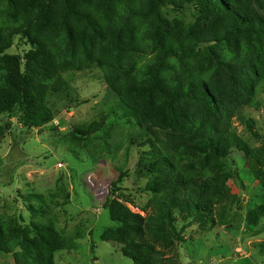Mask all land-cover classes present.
<instances>
[{"label": "rangeland", "instance_id": "obj_1", "mask_svg": "<svg viewBox=\"0 0 264 264\" xmlns=\"http://www.w3.org/2000/svg\"><path fill=\"white\" fill-rule=\"evenodd\" d=\"M224 3L225 10L209 17L198 0H0V61L24 57L26 71L32 53L44 70L31 80L48 84L42 109L28 125L21 110L2 116L0 264H19L25 233L36 238L38 225L57 233L58 242L45 248L56 264H135L119 239L120 223L104 208L112 181L122 173L115 199L143 217L169 176L217 178L210 181L202 217L171 249L156 246L155 259L264 264V215L256 226L247 225L249 211L264 212V177H257L262 167L236 146L227 156L190 147L227 127L250 152L264 148V79L257 75L264 33L213 37L233 7L232 0ZM130 5L137 12L127 14ZM69 6L89 18L68 14ZM235 6L264 22V0H236ZM196 37L209 40H200L194 54L179 47ZM221 70L227 75L220 92L235 88L246 99L242 105L216 100L215 116L198 99L171 96L158 86L145 92L161 78L169 89L194 81L215 85L212 94H218L214 81ZM59 77L66 83L53 92ZM170 102L181 117L175 128L163 129L156 121ZM57 123V129L43 130ZM96 124L100 130L81 133ZM163 158L172 166L169 176L153 169ZM175 216L179 229L193 220L178 211ZM110 229L111 240L104 241Z\"/></svg>", "mask_w": 264, "mask_h": 264}, {"label": "trees", "instance_id": "obj_2", "mask_svg": "<svg viewBox=\"0 0 264 264\" xmlns=\"http://www.w3.org/2000/svg\"><path fill=\"white\" fill-rule=\"evenodd\" d=\"M103 1V0H102ZM205 6V12L207 15L215 16L220 14L226 9L224 0H198ZM236 0H232L233 7H230V13L228 15L227 22L221 24L220 31H216L215 37L225 38L229 34L246 33L248 35H257L264 33V22L258 19L254 14L250 13L248 9L241 6H235ZM137 9L135 6L130 5L126 8V13H135ZM68 14L82 15L89 18L87 14H83L69 6L67 8ZM129 16V15H128ZM156 29L152 30V34L157 38L158 42L160 38L155 34ZM206 36L203 35L202 37ZM196 37L193 43L184 44L179 43L186 53L194 54L197 50V46L200 44V40L208 41V38ZM171 51L169 48L162 49L163 53ZM261 54L258 60V68L262 74H258L261 79H264V48H261ZM24 57L19 56H5L0 61V140L2 137V116L4 114H12L16 110L24 112L26 117V125L41 111L46 94L48 92V84L38 85L31 80V74L35 77H40L43 74V70H39L38 64L34 61L32 53H28L26 59L29 62H33L31 66L27 67V70H23ZM228 68L233 72L244 74L243 70L236 68L233 64H227ZM220 71V69H219ZM226 70H221L220 79H216L214 83L218 86V94H212L214 89L213 84H203L190 82L181 87L176 85L171 89L164 86L162 79L160 78L156 85H151L145 89L146 95L153 93V90L158 86L162 91H166L171 96L180 95L187 96L191 99H198L206 110L211 112L215 116L219 111L220 104L216 101H228L235 105H242L246 99V93H239L235 88L229 90H222L220 92L223 81H226ZM247 82L252 81L248 74H246ZM51 77V76H50ZM36 82V81H35ZM66 81L62 78H58L56 82L51 86L53 92L59 91ZM113 83V82H112ZM212 91V92H211ZM180 114L177 112V104L170 102L165 117L159 118L156 124L163 129H173L179 122ZM250 127H253V122L249 121ZM59 126L57 124H51L43 128L44 131L55 130ZM100 125L96 124L89 129L81 130L82 134L86 135L92 131L100 130ZM238 147L247 151L251 158L258 162L262 167L258 170L257 177L259 179L264 177V148H260L256 151H249L245 142L234 132L224 128L218 130V133L213 136H204L201 139L193 142L190 147L193 150L210 153L216 156H227L231 153L233 147ZM153 169L155 171H162L164 174L170 175L172 166L170 163L163 159L158 160ZM166 185L161 190V194L152 203L151 211L148 216L143 217L139 213L131 211L128 207L121 204L115 199V194L120 190L119 183L124 181L125 174L122 173L118 179L113 180L109 195L104 208L109 209L110 217L114 222L120 223L121 239L124 244V250L129 254H134L132 259L135 264H166L162 258H154V255L158 253L156 246L165 247L171 249L175 241H183V231L191 225V223L197 221L203 215L205 204L203 202L213 189V183L216 182L215 177L207 175L206 178H190L182 173H177L173 176H169ZM215 182H214V181ZM176 211L183 214L185 219L192 218L191 222H187L181 229L177 227V218L175 216ZM264 215L258 214L256 210H251L247 214V225L256 226L259 223V219ZM37 237L30 238L25 233L22 242V257L18 260L19 264H56L53 258V254L45 248H51L52 244H56L59 240L57 233L52 226H36L35 228ZM118 230V231H119ZM2 226H0V236L2 235ZM114 232L112 229L107 230L102 238L104 241L111 240L109 234ZM55 242V243H53ZM3 245V244H2ZM95 244L92 249L94 250Z\"/></svg>", "mask_w": 264, "mask_h": 264}]
</instances>
